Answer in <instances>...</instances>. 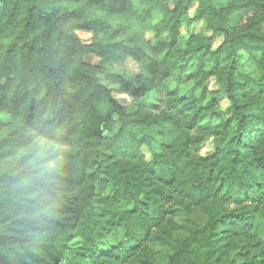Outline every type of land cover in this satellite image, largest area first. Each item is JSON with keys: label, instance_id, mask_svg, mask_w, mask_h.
<instances>
[{"label": "trees", "instance_id": "obj_1", "mask_svg": "<svg viewBox=\"0 0 264 264\" xmlns=\"http://www.w3.org/2000/svg\"><path fill=\"white\" fill-rule=\"evenodd\" d=\"M89 55L133 59L129 105ZM211 78L231 115L203 127ZM0 264H264V0H0Z\"/></svg>", "mask_w": 264, "mask_h": 264}, {"label": "rangeland", "instance_id": "obj_2", "mask_svg": "<svg viewBox=\"0 0 264 264\" xmlns=\"http://www.w3.org/2000/svg\"><path fill=\"white\" fill-rule=\"evenodd\" d=\"M195 6H191L189 8V15L193 16L195 11ZM179 34L184 37L188 38L190 36H197L202 35L205 37H210L211 32L207 30L206 25L204 22H196L192 23L187 26H181L178 28ZM78 37L84 42V43H90L92 40V35L87 34L84 32H78ZM146 39L151 41L153 44H155L157 41H168V36L163 35L159 39L155 40L151 34H147ZM222 42V38L218 37L215 38L213 41V48L217 47ZM250 54L241 52L238 54V61L239 64L243 67L249 66L250 61ZM85 62L92 67L95 68V77L97 80L104 85L111 93V96L116 102L121 106H127L130 104V99L119 93V84H118V77L122 74H125L128 77H135L139 74V68L137 64L133 61L131 58H127L125 60H116L110 56H105L103 58H99L96 56H87L85 58ZM248 68V67H247ZM206 89L208 92H213L212 95H207L206 99L207 101H214L215 108H214V115L208 116L202 126H211V125H217L219 121H225L230 115L231 110L229 107V102L226 97V95L218 92L219 87L215 81V79L211 78L207 84ZM179 97L186 98V99H194L199 98L201 95V89L196 87L194 83H187L182 86L174 87L172 89ZM98 111L100 114H104L105 107L100 105L98 107ZM213 144L212 139L209 138L205 141L204 145L202 146L201 154L203 156L210 155L213 152ZM193 223L189 226L191 227V230L184 229L179 235H177L176 240L178 242H190L192 241V235L193 231L195 229L201 228V222L203 220L202 215H197L192 217ZM200 226V227H198ZM158 250H165L167 253L171 252L170 248H163L158 247Z\"/></svg>", "mask_w": 264, "mask_h": 264}, {"label": "clouds", "instance_id": "obj_3", "mask_svg": "<svg viewBox=\"0 0 264 264\" xmlns=\"http://www.w3.org/2000/svg\"><path fill=\"white\" fill-rule=\"evenodd\" d=\"M57 150V145L49 143L47 140L38 142L34 148L35 159L40 167L52 168L55 160L50 158V154Z\"/></svg>", "mask_w": 264, "mask_h": 264}]
</instances>
